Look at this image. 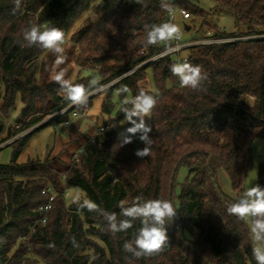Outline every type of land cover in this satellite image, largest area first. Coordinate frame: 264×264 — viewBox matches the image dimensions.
<instances>
[{
    "label": "trees",
    "instance_id": "obj_1",
    "mask_svg": "<svg viewBox=\"0 0 264 264\" xmlns=\"http://www.w3.org/2000/svg\"><path fill=\"white\" fill-rule=\"evenodd\" d=\"M217 1L236 18L240 29L246 25L247 39L187 49V62L199 65L207 76L200 90L182 87L170 70L176 56H166L94 96L105 94L100 109L110 115L118 94L121 105L116 118L88 132L86 142L65 167L56 163L58 157L18 160L33 133L52 124L66 125L72 112L5 146L13 147L14 153L10 164L0 165V264H257L253 249L264 246V230L257 229L264 215L246 217L249 227L245 218L229 213L228 207L240 201L223 193L218 174L224 171L233 189L244 194L251 145L257 138L264 139V0ZM171 4L191 16L204 15L186 0ZM83 17L84 26L74 33ZM163 23L172 22L161 0H21L19 8L14 0H0L4 86L0 146L68 106L56 82L50 85L37 78L44 70L41 60H50L52 52L29 47L23 37L26 29L58 27L64 41L71 35L83 67L96 68L102 77L92 87L96 91L172 46L171 41L147 44L149 28ZM214 36L242 37L238 33ZM124 86L127 92L122 91ZM141 90L157 99L150 115V154L145 157L135 154L145 147L139 133L132 143L120 147L117 131V119H124L121 109L131 107L125 105L127 97L131 100ZM18 97L24 104L22 112L17 124L7 127ZM94 97L74 111L87 117ZM182 168L188 170L190 180L178 184ZM73 188L99 210L89 211L85 202L67 208L63 196ZM47 190L56 197L48 220L42 222L40 208L52 196ZM258 191L264 193V162L259 166ZM137 196L168 200L177 210L173 222L166 225L169 243L164 250L139 259L126 252L124 244L134 241L141 218L123 216L119 206L121 201L124 207L133 206ZM259 199L264 196H256ZM112 213L115 223L130 220L132 227L113 233L108 220Z\"/></svg>",
    "mask_w": 264,
    "mask_h": 264
},
{
    "label": "rangeland",
    "instance_id": "obj_2",
    "mask_svg": "<svg viewBox=\"0 0 264 264\" xmlns=\"http://www.w3.org/2000/svg\"><path fill=\"white\" fill-rule=\"evenodd\" d=\"M201 11L204 15L202 16H191V19L184 20L178 13L175 14V19L173 24L178 25L181 30L180 39L178 40L181 44L192 43L200 40L207 33L211 31L214 35L215 33L222 34H233L238 33L242 37L234 38L233 40H244V30L247 29L246 25H242L241 29L237 26L236 18L227 10L220 7L217 0H186ZM86 21V17H83L73 29V32H78ZM189 28V29H188ZM188 29V30H187ZM240 29V30H239ZM72 32V33H73ZM69 38L64 41L62 45L65 49V56L67 57L64 64L57 66L55 64L56 56L51 53V59L47 62L41 60V68L43 72L37 75V78H41L43 83L53 84L55 81L52 80V75L56 71L63 69L66 73L65 78L69 79L73 84H84L85 86L95 87L101 83L102 77L99 75L96 68H85L83 66L84 62L80 61L79 53L77 52L74 40ZM176 40L173 39L171 42L174 43ZM188 50H183L181 53V58L188 56ZM47 58V57H46ZM45 58V60H46ZM85 68V69H84ZM0 75V110L3 106L2 94L4 91V86L1 82ZM152 79V76H151ZM179 79V78H178ZM100 89V88H99ZM97 89L93 92L90 98L94 97L100 90ZM89 98V99H90ZM252 98V97H251ZM127 101L130 100V96L127 97ZM105 101V94H101L94 97L91 107L87 111V117L78 116L76 118H70V125H65L64 123L52 124L44 127L37 132L33 133L28 139L25 148L19 156V163H26L28 161H45L48 158L58 157L61 161H56L60 167H65L66 164L70 163L73 153L78 150V148L83 145L87 140V133L92 132L95 127L103 124L104 121L109 119H115L117 110L121 105V101L118 94L114 96V109L110 115L101 113V105ZM23 102L20 97L16 100V105L10 110V113L6 119L7 127H13L17 124L18 118L23 109ZM137 119V118H136ZM146 123L150 125V116L146 117ZM52 120L51 116H46L45 119L39 123L37 126L31 128L30 130L19 134L17 137L6 142L12 143L16 139L26 135L28 132L46 124L48 121ZM138 122V121H137ZM125 119H117V131L118 133L124 132L128 127H131ZM3 146V145H2ZM14 153L13 147H4L0 151V165H8L11 163L12 156ZM251 168L247 174L244 183V194H239L236 192L231 184L228 175L224 171H220L218 174V182L223 191V193L234 200H243L245 202H251L256 200L257 195H253L249 199L247 193L249 189L256 188L258 190V180H259V166L264 162V139L257 138L251 145ZM190 180V175L187 169H180L177 176L178 184H183L187 180ZM180 192L179 187H176V193ZM56 196V195H55ZM63 201L67 208L72 204H79L82 202H87L85 194L79 189L73 188L67 190L64 193Z\"/></svg>",
    "mask_w": 264,
    "mask_h": 264
},
{
    "label": "clouds",
    "instance_id": "obj_3",
    "mask_svg": "<svg viewBox=\"0 0 264 264\" xmlns=\"http://www.w3.org/2000/svg\"><path fill=\"white\" fill-rule=\"evenodd\" d=\"M14 3L16 8H19L21 0H14ZM137 3H143V0H137ZM161 7L168 12H171L173 9V5L169 2L165 3L164 0H161ZM180 35L181 30L179 26L173 23L152 25L147 31V44L156 45L160 41L170 42L173 39L178 41ZM23 37L29 47L39 46L55 54V64L57 66L65 63L67 57L64 54L65 49L62 46L65 34L60 28L46 27L42 30L40 26L33 25L24 31ZM172 49L178 50V46ZM170 70L174 76L179 78L182 87L191 88L192 90H200L203 82L207 80V76L202 72V68L199 65H192L187 61L172 64ZM65 76V71L61 69L56 71L51 78L63 91V98L67 102L68 107L86 106L94 90L84 84H73ZM122 91L127 92L128 88L124 86ZM128 104L131 107L125 106L121 111L124 114L126 122L132 126L118 134V143L120 147L132 143V137L139 133V139L145 144V147L138 149L135 154L138 157L148 156L152 143L149 135L152 127L146 123L145 118L151 115L152 110L157 104V99L153 95L141 90L130 101H125V105ZM133 117L137 119H133ZM247 195L251 199L253 195L264 196V193H260L256 188H253L249 189ZM141 201H143L142 204L140 203ZM124 203V201H121L119 205L123 216L132 217L133 219L141 218V227L134 241H126L124 250L132 253V256L136 259L163 251L169 243L166 225L173 222L177 215V210L173 204L164 199L143 200L139 196L135 198L131 207H124ZM83 206H86L89 211L99 210L98 206L94 203L85 202ZM228 212L236 215L239 219H244L252 214L264 215V199L253 200L250 203L241 200L229 206ZM108 220L110 230L113 233L126 231L132 227L130 220H123L119 224L115 223V213L110 214ZM257 229L264 230V222H258ZM253 231L255 232L256 229ZM253 257L257 261V264H264V246L254 248Z\"/></svg>",
    "mask_w": 264,
    "mask_h": 264
},
{
    "label": "built area",
    "instance_id": "obj_4",
    "mask_svg": "<svg viewBox=\"0 0 264 264\" xmlns=\"http://www.w3.org/2000/svg\"><path fill=\"white\" fill-rule=\"evenodd\" d=\"M165 2L175 3L176 0H165ZM176 13H178L184 20L191 19V14L185 8L177 6V5H174L172 11L169 12V20H170V22L173 23ZM233 41H235V40L230 39V38H217L211 33V31H209L207 33V36H204L200 40L192 42V43L181 44V43H179L176 40L174 43H172V46L169 49H167V50H165V51H163V52H161V53H159L157 55L152 56L151 58H149L147 61L142 63L137 68H135L132 71L128 72L127 74L119 77L118 79H116V80H114V81L102 86L99 90H100V92H102L103 90H106L107 88H109L110 86H112L114 83H116L117 81L121 80L125 76L130 75L133 72L137 71L138 69L148 65L149 63L157 61V60H159L161 58H164L166 56L175 55L176 56L175 63H182L184 61H188V57L181 58V53H182L183 50H186V49H188L190 47H195V46H199V45L223 44V43L233 42ZM177 46H178V50H173L172 49V48H176ZM75 107H77V106H72V107H68L67 106V107L61 109L60 111H58L56 114L52 115L51 119H54V118H56V117H58L60 115H63L65 113H67V112H72V118H76L78 116H81V117H85L86 116L85 112L74 111ZM69 124H70V121L66 122V125H69ZM91 142H94L93 139H91ZM47 192L52 193L51 190H47ZM45 193H46V191H43V194H45ZM55 197H56L55 194L52 193V196L49 198V202L45 206L40 208V212H42L44 214L43 218L41 220L42 222H46L48 220V214H49L50 210L52 209V204H53V202L55 200Z\"/></svg>",
    "mask_w": 264,
    "mask_h": 264
},
{
    "label": "water",
    "instance_id": "obj_5",
    "mask_svg": "<svg viewBox=\"0 0 264 264\" xmlns=\"http://www.w3.org/2000/svg\"><path fill=\"white\" fill-rule=\"evenodd\" d=\"M188 29H189V28H188ZM188 29H187V30H188ZM8 144H9V143H8ZM8 144H6V145H8ZM6 145L0 146V149L4 148ZM245 220H246V222L248 223V226L251 227L250 224H249V221H248L246 218H245ZM250 229H251V228H250Z\"/></svg>",
    "mask_w": 264,
    "mask_h": 264
}]
</instances>
